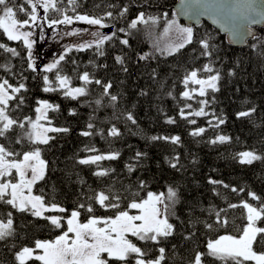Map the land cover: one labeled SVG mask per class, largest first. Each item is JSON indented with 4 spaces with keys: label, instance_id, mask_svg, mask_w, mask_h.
<instances>
[{
    "label": "trees",
    "instance_id": "1",
    "mask_svg": "<svg viewBox=\"0 0 264 264\" xmlns=\"http://www.w3.org/2000/svg\"><path fill=\"white\" fill-rule=\"evenodd\" d=\"M25 0H10V6L23 4ZM176 0H78L77 11L91 16H102L106 11L114 13L113 18L105 19V23L116 31L126 28L127 24L139 13L145 17L154 16L159 19L155 24H140L131 30L127 37L129 45L124 46L119 40L106 42L103 46L104 55L100 56L95 49L76 51L73 49L65 55V60L59 65L62 74L70 76L71 86L81 85L78 74L89 72L93 79H100L105 83L111 82V93L119 100L115 107L104 99V107L97 108L94 101L99 97L101 89L95 84L89 85V94L78 100L64 98L60 92H43L45 73L37 70L33 72L27 68V50L22 42L8 41L0 34V43L15 47L18 57H11L10 53L0 49V65H7L11 71L0 67V78H7L14 85L26 84L24 104L16 108L17 101L10 103L9 113L17 120L25 116L34 117V108L38 99H44L58 104V112H50L53 125L67 128L69 131L50 133L55 139L48 145H42L43 158L48 161L46 178L34 186L33 192L44 195L47 202H55L68 210V214L80 203H87V196L95 191L108 190L119 192L124 199L121 210L128 200L135 198L133 193L139 192V198L146 196L148 191L155 193L166 191L167 186L179 187L181 203L176 206L180 220H173L178 225L176 233L160 245H152L136 241L138 245L147 247L149 258L157 254L158 247L166 248L165 264H189L196 251L206 252V242L219 235L231 234L238 236L246 224L245 210L242 207L227 208L229 203L239 204L241 200H248L253 205L261 201L251 200L247 191H253L264 201V159L255 161L251 165H242L234 159L241 151L253 150L264 157V27L257 30L256 35L243 48H233L215 29L205 22L192 27L197 40L208 36L215 45L212 60L214 67L221 73L219 91H209L206 97H196L185 101L180 93L185 90L182 83L187 71L201 68L208 58L200 56L198 44H192L179 53L167 56L155 50L157 40L161 37L166 22L175 18L172 10ZM115 7H108V5ZM127 6L128 12L124 17H117V13ZM58 7L66 9V14L73 15L68 0H59ZM166 14V15H165ZM50 19H61L60 12L50 9L47 13ZM25 13L17 12V19L24 20ZM77 22V21H74ZM181 23V22H180ZM119 38H125L124 33H117ZM257 44L256 49L252 48ZM64 54V52H63ZM148 54L149 58L141 60V55ZM124 58L123 65L115 62V56ZM125 69H127L125 71ZM155 71V78L153 77ZM55 72L46 73L55 81ZM232 73L229 75V73ZM189 87H194L189 85ZM171 91L172 96L167 95ZM200 99H207V111L224 119L225 123L216 129H208L201 137H192L189 132L196 127H206L208 117H192L195 125L189 124L178 116V110L185 103L192 105V110H198ZM255 108L249 117L237 118L239 111ZM75 110V115H69ZM131 111L136 117V125L123 119L121 113ZM120 118L117 119L116 117ZM174 117L175 124L165 123L166 117ZM95 125L94 135L84 137L80 133L86 125ZM115 125L120 129L119 137L107 136V130ZM25 130L14 127L5 137L0 138L10 150L22 154L31 145L27 140L17 144V138L22 137ZM102 132V134H101ZM218 134L231 137L230 142L224 144H210L208 141ZM178 135L181 137L179 145H172L164 141H152L151 136ZM85 146L97 149L98 153L120 152V158L115 161H102L104 168L115 169L107 177L93 175L95 166L80 165L76 161L80 157L89 155L84 151ZM144 153L137 170L129 174L124 165L137 152ZM179 154L181 171L171 168L166 161ZM223 181L231 187L245 189L243 193H232L230 188L215 186L220 195L213 193V185L208 179ZM146 182L144 189H139V181ZM218 209H226L222 213L228 223L225 227L215 226L214 217L201 209L209 205ZM195 205V216L201 221L214 224L209 231L203 223L189 226V209ZM12 212L14 221V235L0 241V264H17L14 253L23 246L33 247L36 240H54L61 234V229L52 228L48 221L34 218L29 213L17 212L10 205L0 202V220H6L7 214ZM61 215L64 213H46V215ZM99 217L113 216L114 210L103 209L95 205L93 213ZM88 213L81 212V222ZM264 227V221L258 222ZM66 230V225H63ZM189 232L194 233L191 239H184ZM257 251H264V246L255 245ZM27 264H40L39 261H29ZM204 264H224L223 261L205 258ZM253 264V262H247Z\"/></svg>",
    "mask_w": 264,
    "mask_h": 264
},
{
    "label": "snow or ice",
    "instance_id": "2",
    "mask_svg": "<svg viewBox=\"0 0 264 264\" xmlns=\"http://www.w3.org/2000/svg\"><path fill=\"white\" fill-rule=\"evenodd\" d=\"M59 0H25L23 4L10 6V0H0V34L4 35L8 41L22 42L27 50V68L33 72L38 70V66L32 58L34 41L31 38L33 33L25 31L26 26H36V22L41 18L47 20L49 27L59 24L72 25L74 21L82 22L89 26H98L96 31H89L88 28L73 29L63 33L64 36H83L88 33L91 40H82L79 43L65 47L64 54H60L53 62L43 66L39 71L43 75V92H60L64 98L78 100L89 94V85L95 84L101 89L100 95L94 103L97 108L104 107V99L107 98L109 105L115 107L118 103V96L111 93L112 83H105L100 79H93L89 72L85 71L78 74L80 86H71L72 78L64 75L59 70V65L65 60V55L73 49L76 51H86L95 49L96 53L103 56V46L106 42L118 39L124 46L129 45L127 38L131 30L137 29L140 24H155L158 17H145L143 12L132 19L126 28H119L111 34L101 33L99 28H107L106 18H113L112 11H106L102 16H91L77 11L78 0H68V5L73 15L66 14V9L58 7ZM183 5L180 14L195 19L199 22L201 16H208L213 23L219 24L221 30L227 32L234 40H242L245 36H251V25L258 22V18L264 20V0H181ZM38 6L43 9L44 16L38 15ZM115 7V5H108ZM50 9L60 12L61 19L48 20L47 13ZM17 12L25 13L24 20L17 19ZM128 12L127 6L123 7L116 15L124 17ZM166 15V14H165ZM124 33L125 38H119L117 33ZM174 34L163 48L156 45L155 50L161 55L171 56L179 53L182 49L198 44L200 56L208 58L201 68H192L183 77L182 83L185 90L180 93V97L185 100H193L198 97H206L211 92L219 91L221 73L214 67L212 60L215 45L210 37L205 36L197 40L194 29L189 26L179 24L175 19L168 20L162 33L163 36ZM43 36V32H41ZM257 44L252 48L256 49ZM0 49L5 53H10L11 57H18L20 54L15 47H10L0 43ZM264 55V51L258 53ZM149 55L144 54L139 59H148ZM115 62L123 65L124 58L121 55L115 56ZM7 71L11 69L7 65H0ZM55 72V81L51 80L46 73ZM127 69H125L126 71ZM232 73L230 72L229 75ZM155 71L153 77L155 78ZM189 85L198 87H189ZM26 84L20 82L16 85L7 78H0V138L6 136L14 127H19L23 132L22 137H18L16 143L20 144L27 140L31 145L30 150L18 154L4 144H0V202L10 205L17 212L29 213L34 218L48 221L54 229H61V234L54 240H36L34 247L23 246L14 253V261L17 264H27L29 261H39L40 264H165L166 248L158 247L157 254L149 258L150 250L145 246L138 245L136 241L144 242L145 245H160L173 237L178 225L173 220H180L177 215L176 206L180 204L181 192L179 187L167 186L166 191L155 193L148 191L146 196L139 198V192L133 193L135 198L128 200L123 210L121 201L124 199L119 192L108 190L95 191L87 196L85 203L78 204L68 214V210L55 203L47 202L44 195L34 194L33 189L39 182L43 181L48 172V161L43 158L42 145H48L55 139L50 133L67 132L69 129L60 128L53 125L49 116L50 112H58L60 106L44 99L36 101L34 108L35 117L25 116L22 120L14 119L10 113V103L17 101L16 108L24 104ZM167 95L172 96L169 91ZM198 110H192L190 103H185L178 110V116L186 120L189 124L195 125L196 120L192 117H208L206 127H196L189 132L192 137H201L208 129L219 128L224 124V119L209 113L206 109L209 105L207 99L198 101ZM256 111L255 108L239 111L237 118L251 116ZM69 115H75V110H70ZM123 119L136 125V117L131 111L121 113ZM117 119L120 117L117 116ZM165 123L175 124L174 117H166ZM86 129L80 133L84 137L94 135L95 125L89 122ZM102 134V132H101ZM120 129L112 125L107 130V136L119 137ZM152 141H164L172 145H179L181 137L178 135L151 136ZM231 137L218 134L211 138L210 144H224L230 142ZM84 151L90 153L77 159V163L86 166H95L94 176L107 177L115 172V169L104 168L102 161H115L120 158V152L98 153L97 149L85 146ZM144 153L137 151L124 165L129 174L137 170ZM169 166L177 171H181L180 156L177 154L171 158H165ZM234 159L242 165H251L255 161L262 160L264 157L258 155L253 150H246L237 153ZM208 183L213 185V193L220 195L215 186H222L229 189L230 186L223 181H218L209 177ZM146 182L139 181V189H144ZM232 193H243V187H231ZM247 196L254 201H261L258 205H253L248 200H241L239 204L229 203L227 208L235 209L242 207L245 210L246 224L243 226L238 236L225 234L219 235L215 239L206 242V252L196 251L189 261V264H204L205 258L223 261L224 264H264V251H257L255 245L264 246V227H259L258 222L264 221V201L253 191H247ZM95 205L103 209L115 211L113 216L99 217L94 215ZM134 210V214L132 212ZM86 211L89 215L84 222H81V212ZM207 212L209 217H214L215 226L225 227L228 223L222 213L226 209H218L215 205H209L201 209ZM196 207L193 205L189 209V226L203 223L209 231L214 229V224L206 220L201 221L195 216ZM46 213H64V216ZM14 221L12 212L7 214L6 220H0V241L14 235ZM66 225V230L63 229ZM194 233L189 232L184 239H191Z\"/></svg>",
    "mask_w": 264,
    "mask_h": 264
},
{
    "label": "rangeland",
    "instance_id": "3",
    "mask_svg": "<svg viewBox=\"0 0 264 264\" xmlns=\"http://www.w3.org/2000/svg\"><path fill=\"white\" fill-rule=\"evenodd\" d=\"M38 15L43 17L44 11L38 6ZM48 18V17H47ZM175 19L179 24L180 23L176 18ZM48 20H51L48 18ZM172 20V19H171ZM166 26V25H165ZM185 26V25H184ZM98 26H89L82 22H74L72 25H63L59 24L53 27H49L47 20L41 18L36 22V26H26L25 31H31L33 33L32 39L34 41L32 49V58L34 63L38 66V70L42 69L44 65L53 62L58 58L60 54H63L65 47L71 46L73 44L79 43L82 40H91L92 37L90 34L86 33L83 36H64L63 33L66 31H71L73 29H83L88 28L89 31H96ZM101 33L111 34L113 28L111 26L107 28H99ZM164 31V30H163ZM43 32V36H41ZM163 33V32H162ZM174 34H169V36H163L157 40L159 47L163 48L168 40ZM198 87V86H194ZM35 117V115H34ZM33 117V118H34ZM134 214V210H132ZM34 247V246H33Z\"/></svg>",
    "mask_w": 264,
    "mask_h": 264
},
{
    "label": "water",
    "instance_id": "4",
    "mask_svg": "<svg viewBox=\"0 0 264 264\" xmlns=\"http://www.w3.org/2000/svg\"><path fill=\"white\" fill-rule=\"evenodd\" d=\"M183 5L181 4V0H176L175 4L172 7V10L174 12L175 18L183 23L185 26L189 27H196L201 22L207 23L209 26H211L213 29H215L221 36L225 37L226 42L229 44V46L233 48H243L247 45V43L254 38V36L257 33L258 29H261L264 27V20H261L258 18V22L251 25V36H245L242 40H234L232 36H230L227 32L221 30L219 24L213 23L212 19H210L208 16H201L199 18V22H197L195 19H189L188 17L181 15V9Z\"/></svg>",
    "mask_w": 264,
    "mask_h": 264
}]
</instances>
